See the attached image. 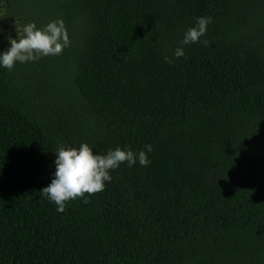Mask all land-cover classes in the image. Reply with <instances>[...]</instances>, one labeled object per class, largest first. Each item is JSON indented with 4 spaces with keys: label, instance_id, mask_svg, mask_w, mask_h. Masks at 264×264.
Listing matches in <instances>:
<instances>
[{
    "label": "trees",
    "instance_id": "trees-1",
    "mask_svg": "<svg viewBox=\"0 0 264 264\" xmlns=\"http://www.w3.org/2000/svg\"><path fill=\"white\" fill-rule=\"evenodd\" d=\"M57 18L61 54L0 68V264H264V0H0V50ZM84 142L151 163L57 212L55 150Z\"/></svg>",
    "mask_w": 264,
    "mask_h": 264
},
{
    "label": "clouds",
    "instance_id": "clouds-1",
    "mask_svg": "<svg viewBox=\"0 0 264 264\" xmlns=\"http://www.w3.org/2000/svg\"><path fill=\"white\" fill-rule=\"evenodd\" d=\"M211 22V16L196 17L194 23L185 30L180 44L199 41L207 46L208 40L200 38L204 36ZM6 40L10 46L6 50H0V68L9 70L17 64L34 62L44 56L59 55L70 44L63 18L51 20L42 27H37L35 22L25 23L15 38L6 37ZM183 55L182 46L174 49V57ZM164 59L171 62L167 56ZM151 151L152 145L146 144L138 151L117 146L101 154L94 152L86 142L78 146L61 143L54 153V172L50 183L40 192L56 205L57 212H63L67 201L81 197L83 202H87L88 196L103 191L106 182L112 180L111 170L118 168L121 163L126 161L129 167L137 162L141 166L150 164L148 153Z\"/></svg>",
    "mask_w": 264,
    "mask_h": 264
}]
</instances>
